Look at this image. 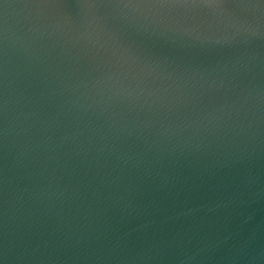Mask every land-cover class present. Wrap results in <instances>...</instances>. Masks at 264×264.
I'll return each instance as SVG.
<instances>
[{"label":"water","instance_id":"95a60500","mask_svg":"<svg viewBox=\"0 0 264 264\" xmlns=\"http://www.w3.org/2000/svg\"><path fill=\"white\" fill-rule=\"evenodd\" d=\"M0 264H264V0H0Z\"/></svg>","mask_w":264,"mask_h":264}]
</instances>
